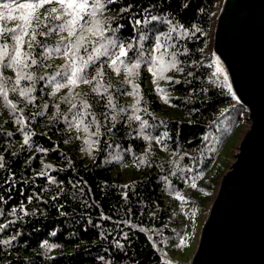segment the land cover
Instances as JSON below:
<instances>
[{
  "label": "trees",
  "instance_id": "trees-1",
  "mask_svg": "<svg viewBox=\"0 0 264 264\" xmlns=\"http://www.w3.org/2000/svg\"><path fill=\"white\" fill-rule=\"evenodd\" d=\"M223 1L115 0L107 11L97 14L101 25L111 27L125 40L134 34V20L148 15L144 9L165 17V22L146 26L152 31L143 42L145 48H150L157 32L170 31L167 20L183 26L170 39L162 37L174 45L167 51L161 49L165 59L176 51L178 67L183 69L165 73L181 83L159 81V87L169 94V103L160 99L154 78L143 64L136 77L143 96L137 114L149 124L143 133L139 121L126 119L133 114L134 97L119 94L131 92V86L110 69L105 79L118 96L114 102L129 109L117 115L115 127L113 122L103 121L102 114L111 116L113 112L94 102L89 85L61 89L50 96L53 86L46 77L36 83L32 103L9 94L18 109L23 108L15 114L0 98V163L4 164L0 168V264H180L169 254L179 248L186 224L174 208L178 202L202 210L211 206L218 179L228 171H214L216 160L235 129L246 123V107L232 87H227L229 81L225 83L215 74L214 62L219 58L214 35ZM10 22L16 23L7 21L5 27ZM41 39L55 47L59 36ZM46 63L51 67L39 69L38 75L55 72L63 60L54 55ZM2 71L4 76L14 77L11 69ZM188 72L193 75L187 76ZM65 97L75 99L66 101ZM84 100L106 125L100 129L104 135L90 136L83 127H69L64 119L72 118L75 110L69 109L73 103ZM17 116L23 118V125L16 122ZM89 120L91 116L85 123ZM24 132L31 135L28 145H24ZM165 132L167 137L161 143L145 139V135L163 137ZM95 139L99 144L90 147L84 143ZM53 196L57 199H51ZM29 197H33L31 203ZM101 214L111 220L102 219ZM126 220L131 227L118 226V221ZM123 233H128L127 239ZM5 240L10 243L4 244ZM116 240L123 247H117Z\"/></svg>",
  "mask_w": 264,
  "mask_h": 264
},
{
  "label": "snow or ice",
  "instance_id": "snow-or-ice-1",
  "mask_svg": "<svg viewBox=\"0 0 264 264\" xmlns=\"http://www.w3.org/2000/svg\"><path fill=\"white\" fill-rule=\"evenodd\" d=\"M115 0H14L13 3H0V98L12 112H22L23 108L17 107L11 99L10 93H16L20 97L26 99L29 103L35 101L36 97L32 95L36 91V83L45 80L49 85L53 86L50 96H55L61 89H76L81 85L91 86L92 93L95 94L94 102L102 103L103 108L110 109L113 115H103V121L113 122L120 113H127L128 107L117 105L114 101L118 96L110 91L111 85L105 79L107 70L117 76H123L124 82L131 86V92H120V95L132 96L135 103L131 105L132 115L127 116L128 121H139L140 132L149 127L148 121L144 120L141 115L137 114L141 109V85L136 83V77L139 76V70L143 64L149 73L153 76V83L156 85V91L160 94V99L164 103H169V94L159 87L160 80H168L173 84H179L181 81L173 80L171 76L165 75L169 70L174 69L177 72H183L178 67L180 61L176 51L169 53V58L165 59V52L161 49L174 47L162 41V37L171 38V33L182 28V25H175L171 20L166 22L171 25L168 33H159L155 35L154 42L150 48H145L143 42L149 39L148 33L152 31L147 28L153 21L165 22V17L152 15L149 9H144L148 15L141 19H135L133 23V36L125 40L119 36L111 27H105L96 19L98 13L108 10L109 4H114ZM47 9V11H42ZM128 9H121L127 11ZM16 13V15H13ZM15 21V26L5 27V22ZM59 36V40L55 47H48L46 41L41 38ZM39 49V51H37ZM62 58L63 63L55 72L44 75H38V70L51 67L46 63L48 58L53 56ZM104 58L101 61V58ZM216 72L218 76H222L225 83L229 77L226 69L217 59L215 62ZM4 69H11L14 77H6L3 75ZM94 73V74H93ZM187 76H192V72H188ZM22 82H27L22 85ZM231 89V84H227ZM77 95H79L77 93ZM75 99V97H65V100ZM47 108L48 105H45ZM57 108L59 106L57 105ZM91 104L87 100L81 101L79 104L73 103L69 111H73L71 119L64 117L69 127H75L79 130L83 127L84 132L90 136L100 137L102 133L100 129L106 127L101 119H98L91 111ZM147 107L143 111L147 112ZM91 116V120L85 123V119ZM16 122L24 124L22 117L17 116ZM23 132V127L21 128ZM111 132V129H107ZM11 135V134H9ZM167 137V133L160 136L145 135V139L155 140L161 143L162 139ZM31 138L30 133L24 132V145L29 144ZM99 139L85 140V144L90 147L99 144ZM165 147H167L165 145ZM38 151H47L46 149H38ZM3 158L0 157V160ZM141 163H145L141 160ZM0 168H4V164L0 163ZM39 175H45L40 173ZM51 183H56L55 178H49ZM7 183V180L5 181ZM127 188L128 186L125 185ZM192 188H196L195 182L191 184ZM124 198H128L125 192ZM178 199L183 197L177 194ZM0 199H3L0 197ZM33 197H29L31 203ZM51 199H57L56 196ZM63 208V205L60 206ZM130 211V209H129ZM27 215V213H25ZM66 215V213H61ZM102 219L111 220V217H105L101 214ZM131 227L130 220L118 221ZM2 227V226H0ZM143 229H141L142 231ZM55 233H53L54 235ZM128 233H123V238L127 239ZM4 244L10 241H3ZM117 247H123L119 240L115 241ZM185 240L180 238V245L183 246Z\"/></svg>",
  "mask_w": 264,
  "mask_h": 264
},
{
  "label": "water",
  "instance_id": "water-1",
  "mask_svg": "<svg viewBox=\"0 0 264 264\" xmlns=\"http://www.w3.org/2000/svg\"><path fill=\"white\" fill-rule=\"evenodd\" d=\"M214 51L250 126L222 175L190 264H264V0H224Z\"/></svg>",
  "mask_w": 264,
  "mask_h": 264
},
{
  "label": "rangeland",
  "instance_id": "rangeland-1",
  "mask_svg": "<svg viewBox=\"0 0 264 264\" xmlns=\"http://www.w3.org/2000/svg\"><path fill=\"white\" fill-rule=\"evenodd\" d=\"M14 26L15 24L13 22H10L8 28ZM218 60L220 61L221 65L225 68L222 61L220 59ZM228 81L230 83L229 79ZM248 115L249 112L248 109L246 108L245 125L242 123L235 129L234 133L229 137L228 141L226 142L224 148L222 149L220 155L216 160L214 171H216L217 173H222L223 171H227L230 165L235 161L234 156L238 152V147L243 139V136L247 132L250 126ZM220 179L221 177L218 179V181ZM190 205L191 204L189 203L178 202L174 208V211L180 214V217L186 224V230L183 236L185 240L184 245L179 246L178 249L171 250L169 254L172 260H175L180 264H190L191 259L193 258V255L197 249L200 231L207 218L210 208L209 206H206L202 210L198 207L190 206Z\"/></svg>",
  "mask_w": 264,
  "mask_h": 264
}]
</instances>
